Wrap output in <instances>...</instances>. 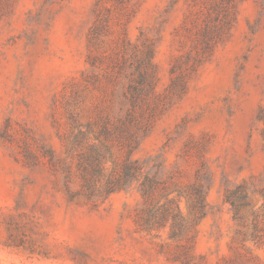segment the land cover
Here are the masks:
<instances>
[{"label":"rangeland","instance_id":"374dc122","mask_svg":"<svg viewBox=\"0 0 264 264\" xmlns=\"http://www.w3.org/2000/svg\"><path fill=\"white\" fill-rule=\"evenodd\" d=\"M121 121L148 196L102 191ZM254 214L263 234L264 0H0V264H264Z\"/></svg>","mask_w":264,"mask_h":264},{"label":"trees","instance_id":"16d2710c","mask_svg":"<svg viewBox=\"0 0 264 264\" xmlns=\"http://www.w3.org/2000/svg\"><path fill=\"white\" fill-rule=\"evenodd\" d=\"M123 123L124 122L121 121L117 128L120 135H126L123 137V139H125L124 143L127 148V156L123 161L117 176L108 180L105 183L102 191L104 194H109L110 192L117 189L128 188L134 181H138L143 175V179L140 181L139 187L143 196H148L151 190V185L152 183L156 182V180L145 173L143 174V165L137 158H130L131 153L138 144V134L126 124L124 126ZM103 158V152L99 149H96L95 146L91 147L90 152L86 157L81 155L79 158V166L81 167L83 178L82 188H84L90 195H94L99 191V184L91 180V170L98 173L99 175H103ZM225 201L230 204L233 212V218L238 226H243L244 215L242 214L241 209L250 204L249 196L245 190V186L238 184L234 188H227L225 191ZM261 222L262 221L258 220V215L254 214L255 224L253 231L250 233V237L255 242L260 243L264 242V232L262 234L261 229H259V223ZM237 232L244 235V232L240 228L237 230Z\"/></svg>","mask_w":264,"mask_h":264}]
</instances>
